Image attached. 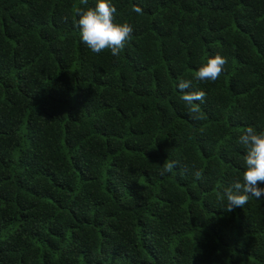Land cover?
<instances>
[{"label":"trees","instance_id":"16d2710c","mask_svg":"<svg viewBox=\"0 0 264 264\" xmlns=\"http://www.w3.org/2000/svg\"><path fill=\"white\" fill-rule=\"evenodd\" d=\"M97 2L0 0V264H264V196L225 210L264 132V0H111L118 57L81 40Z\"/></svg>","mask_w":264,"mask_h":264},{"label":"clouds","instance_id":"9594fccd","mask_svg":"<svg viewBox=\"0 0 264 264\" xmlns=\"http://www.w3.org/2000/svg\"><path fill=\"white\" fill-rule=\"evenodd\" d=\"M81 3L86 5L88 0H81ZM116 11L111 0H98L95 7L77 10L79 17L77 27L80 29L81 40L92 52L99 54L105 49H110L111 54L118 57L131 38L133 27L127 22L115 23ZM133 11L140 14L142 9L136 6ZM226 63V57L217 54L199 68L196 78L215 81L221 75ZM178 87L184 93L182 99L189 106L192 117L200 119L201 117L197 115L199 108L194 106V102H202L206 94L203 91H189L190 80H181ZM239 142L246 150L245 171L242 182L236 181L225 190L227 198L225 210L228 212L237 207L243 208L251 197L260 199L264 196V188L259 187L261 183H264V132L257 133L253 127L249 126L239 137ZM173 167V163H168L164 171L171 172ZM195 175L199 179L202 173L197 171Z\"/></svg>","mask_w":264,"mask_h":264}]
</instances>
